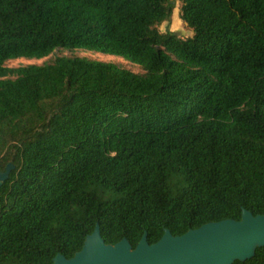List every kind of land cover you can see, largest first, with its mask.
Masks as SVG:
<instances>
[{
    "label": "trees",
    "instance_id": "obj_1",
    "mask_svg": "<svg viewBox=\"0 0 264 264\" xmlns=\"http://www.w3.org/2000/svg\"><path fill=\"white\" fill-rule=\"evenodd\" d=\"M180 1L0 0V264L264 213V0Z\"/></svg>",
    "mask_w": 264,
    "mask_h": 264
},
{
    "label": "water",
    "instance_id": "obj_2",
    "mask_svg": "<svg viewBox=\"0 0 264 264\" xmlns=\"http://www.w3.org/2000/svg\"><path fill=\"white\" fill-rule=\"evenodd\" d=\"M14 169L12 163L0 171V186ZM264 245V213L253 215L243 209L240 220L208 222L181 235L166 230L155 243L145 233L136 247L124 238L106 244L97 225L81 250L71 258L58 254L53 264H232L254 256Z\"/></svg>",
    "mask_w": 264,
    "mask_h": 264
},
{
    "label": "rangeland",
    "instance_id": "obj_3",
    "mask_svg": "<svg viewBox=\"0 0 264 264\" xmlns=\"http://www.w3.org/2000/svg\"><path fill=\"white\" fill-rule=\"evenodd\" d=\"M173 4V13L171 16V19L169 21H165L162 24L158 26L159 30L161 32H166V31H173L176 32L179 36L182 37H188L192 36L194 34V31L192 28L186 25V23L181 19V5L182 2L180 0H172ZM54 55H71V56H87V57H92L100 60H105V61H111L115 62L117 64H120L124 67H127L135 72H140V69L137 68V66L115 56H110L107 54H99V53H93V52H88L80 49L76 50H62V49H57L53 53L42 57L38 59H25V58H18V59H9L5 62V65L8 67H18L21 65H26V64H31V63H37L41 64L43 62L49 61L50 59L53 58ZM1 161V159H0ZM105 192L106 195L111 196L112 193L110 191H103Z\"/></svg>",
    "mask_w": 264,
    "mask_h": 264
}]
</instances>
